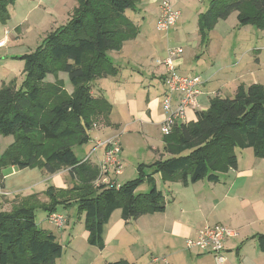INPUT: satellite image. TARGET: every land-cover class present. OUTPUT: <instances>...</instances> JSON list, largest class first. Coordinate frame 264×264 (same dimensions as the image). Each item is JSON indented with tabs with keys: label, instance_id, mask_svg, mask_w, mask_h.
I'll return each mask as SVG.
<instances>
[{
	"label": "trees",
	"instance_id": "trees-1",
	"mask_svg": "<svg viewBox=\"0 0 264 264\" xmlns=\"http://www.w3.org/2000/svg\"><path fill=\"white\" fill-rule=\"evenodd\" d=\"M13 1L0 0L2 20L7 16L6 5ZM136 2L78 0L67 23L51 31L44 46L21 55L25 61L23 84L17 87L12 81L1 87L0 134L13 136V142L0 153V167L36 166L46 175L66 169L71 180L81 185L50 187L49 201L35 200L34 193L21 197L9 211H1L0 264H55L62 255L56 235L36 224L37 207L48 215L58 206L77 204L84 214L89 243L102 245L103 225L116 208L125 220L164 210V195L156 187L155 173L159 172L163 181H217L218 170L236 167L235 149L251 148L264 158V86L252 83L246 89L240 86L232 97L210 96L207 108L196 110L194 120L176 122L164 138L167 156L154 161L149 173L140 172L119 188L92 184L97 165L79 159L72 145L89 140L94 117L110 124L112 105L104 96L94 94L91 82L115 74L117 66L108 52L119 50L123 41L138 33L135 21L126 14L137 10ZM233 11H237L239 24L264 29V0H210L198 14L199 33L207 40L215 23ZM61 63L60 69L72 84L71 92L45 80ZM144 181L148 190L137 192ZM259 238L264 245V235Z\"/></svg>",
	"mask_w": 264,
	"mask_h": 264
},
{
	"label": "rangeland",
	"instance_id": "rangeland-1",
	"mask_svg": "<svg viewBox=\"0 0 264 264\" xmlns=\"http://www.w3.org/2000/svg\"><path fill=\"white\" fill-rule=\"evenodd\" d=\"M209 1H178L177 7L181 10V17L166 30H159L156 27L160 0H137V10L126 11V14L135 21L139 31L135 37L123 41L119 50L108 52L110 59L117 66L115 74L96 77L91 82L94 94L104 96L112 103L110 119L119 125L114 128L104 127L98 123L101 117H94L89 140L72 145L79 159L88 156L96 141L104 142L114 135L123 146L120 152L123 174L117 181L123 184L139 176L140 172L149 173L153 168L152 163L158 159L150 145L162 148L166 135L162 131L163 120L160 124L152 122L144 124L137 120L131 128L129 123H126L127 107L131 106V103L127 106L126 102L119 101L122 98L118 92L122 90L125 92L124 98L137 101L139 108L141 106L143 108L147 97L158 95L162 88L159 77L164 73L165 66L157 61L162 60L164 55L167 56L170 47H182L184 68L189 70L185 75H199L203 82L210 79V89L215 91L219 89L221 96L232 97L240 86L246 89L252 83L264 86V29L251 24H239L237 11H233L226 19L215 23L206 35L208 39L205 40L198 31L197 19ZM77 4L78 0H14L6 5L7 16L4 20L0 17V40H4V45L0 47V89L3 84L7 85L12 81L17 87L23 84L25 61L21 55L35 52L44 46L48 34L67 23ZM253 47L260 50L254 52L256 49H252ZM60 66L62 63L54 67L51 71L53 76L49 74L45 80L62 85L67 92H71L72 84ZM201 98L203 101L197 104L206 109L208 106L206 93L200 95ZM49 100L53 101L54 95H51ZM162 109L160 104L159 110ZM132 129L133 132L129 133ZM12 142L13 136L0 134V153H3ZM101 151L100 147L97 148L91 154L89 162H98L97 156L101 157ZM235 152L240 158V166L243 167L248 161L247 157L242 158L245 156L244 150L235 149ZM11 167V165L0 167V180L4 181L6 191L10 189L11 183L21 185L20 187L26 188L18 193L19 196L26 197L36 193L35 200L39 202L51 200L50 187L66 189L74 183L81 185L77 180H71L66 169H61L53 175H46L36 166L22 169ZM218 171L219 176L226 172L223 169ZM9 172L13 175L8 179H2ZM109 176L114 178L111 170ZM156 178L160 189L168 187L160 175H156ZM147 190L148 184L145 181L137 188V192ZM2 202L0 194V203ZM57 210L65 214L72 213L73 216L80 214L77 204H72L69 208L58 206ZM35 221L39 228L52 231L56 236L59 234L58 228L48 221L47 212L43 208H35Z\"/></svg>",
	"mask_w": 264,
	"mask_h": 264
},
{
	"label": "crops",
	"instance_id": "crops-1",
	"mask_svg": "<svg viewBox=\"0 0 264 264\" xmlns=\"http://www.w3.org/2000/svg\"><path fill=\"white\" fill-rule=\"evenodd\" d=\"M177 6L176 2L175 7ZM252 49H256L254 52L260 50L257 47ZM166 57L164 55L162 60L157 61L165 66L164 73L159 77L162 88L158 95L147 97L143 108L142 106L139 108L137 101L124 98L125 92L122 90L118 92L122 98L119 101L126 102L127 106L131 103V106L127 107L126 120L131 128L137 120L144 124L151 122L160 124L164 119V110L159 109L160 104L163 106V95L166 91L164 63ZM183 62L181 55L173 59L175 71L180 75L189 72L184 68ZM209 80L207 79L201 87V93L197 97L198 104L203 101L200 95L204 93L208 100L211 94L212 96L221 94L219 89L216 91L210 89ZM176 98L175 95L174 103ZM198 104L188 109V121L195 119L196 110H205V107ZM112 110L113 105L111 113ZM111 113L109 125L102 118L98 123L104 127H118L119 123L110 119ZM132 132L133 129L129 133ZM94 147L96 150L99 148L96 147V142ZM150 148L158 159L167 156L163 151V145L162 148L150 145ZM100 149L102 156L103 147ZM243 150L245 156L242 158L247 157V163L241 167L237 155L236 167L226 169L217 181L201 179L183 183L176 179L166 181L168 187L160 189L156 175H160L161 178V174L155 173L156 187L164 195V210L125 220L120 208H116L103 225L102 245L89 243L83 213L73 216L72 213L65 214L60 210L59 212L65 216V223L58 228L59 234L56 237L63 248V253L55 260V264H108L116 261H127L129 264H264V245H261L259 238L260 235H264V158L257 157L251 148ZM122 161L121 159V163ZM92 164L96 165L97 162ZM113 174L114 179L119 180L123 174L122 166L121 173ZM12 175V172H9L2 179H8ZM0 186L3 201L0 203V211H9L22 197L18 193L26 187L11 183L10 189L6 191L3 180H0ZM70 206L72 204L65 208ZM214 225H224L233 231V234L227 236L224 241L222 250L224 260L221 263H216L214 255L209 250L189 249L186 246L187 238H194L204 227Z\"/></svg>",
	"mask_w": 264,
	"mask_h": 264
},
{
	"label": "built area",
	"instance_id": "built-area-1",
	"mask_svg": "<svg viewBox=\"0 0 264 264\" xmlns=\"http://www.w3.org/2000/svg\"><path fill=\"white\" fill-rule=\"evenodd\" d=\"M180 0H160L159 14L156 20V27L159 30H166L173 26L180 16V10L175 7L174 2ZM201 1V0H198ZM4 45V40H0V47ZM182 53V48L174 46L168 49L167 57L164 60L166 65V91L163 95L162 107L164 110V119L162 122V131L168 134L176 122H187V111L197 106V97L201 93L203 81L199 75H180L175 71L173 59ZM177 96L174 103V97ZM96 147H103L102 156L98 159V174L92 181L94 186H105L119 188L120 183L109 176V170L115 174L121 173V142L117 136H110L104 142L96 141ZM93 150L85 158L89 160ZM96 182V183H94ZM1 193V192H0ZM49 222L57 228H61L65 223V216L61 212H51L47 215ZM233 234V231L224 225L206 226L198 232L194 238L186 239L187 248H198L209 250L214 255L216 263L224 260L222 255L223 244L227 236Z\"/></svg>",
	"mask_w": 264,
	"mask_h": 264
}]
</instances>
